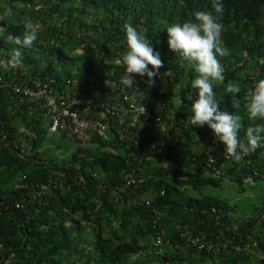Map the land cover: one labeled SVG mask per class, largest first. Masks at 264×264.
Listing matches in <instances>:
<instances>
[{
    "label": "trees",
    "instance_id": "obj_1",
    "mask_svg": "<svg viewBox=\"0 0 264 264\" xmlns=\"http://www.w3.org/2000/svg\"><path fill=\"white\" fill-rule=\"evenodd\" d=\"M223 6L228 55L217 57L225 78L214 92L221 110L241 117L245 139L248 126L264 123L249 120L245 109L264 78V0ZM197 11H212L211 0H0V63L14 48L24 56L15 69L0 68V264H264V147L236 160L207 125L191 128L196 73L167 48L166 28ZM25 22L38 26L30 48L14 43ZM125 25L162 61L153 86L140 77L138 89L129 90L148 108L135 126L129 113L106 111L123 102L120 89L91 83H119L125 74L117 63ZM35 82L81 99V110L90 108L107 137L83 144L66 132L50 134L39 104L10 87ZM230 83L241 89L239 108L226 91ZM70 140L73 152L59 144ZM62 146L66 157L59 159ZM225 180L237 197L263 185L249 197L254 214L238 217V203L214 192Z\"/></svg>",
    "mask_w": 264,
    "mask_h": 264
},
{
    "label": "clouds",
    "instance_id": "obj_2",
    "mask_svg": "<svg viewBox=\"0 0 264 264\" xmlns=\"http://www.w3.org/2000/svg\"><path fill=\"white\" fill-rule=\"evenodd\" d=\"M212 11H197L193 20L183 23H173L166 28L167 48L187 61L194 68L195 77L191 80V88L196 91V98L191 104V128L207 125L212 131L215 141L222 142L224 152L239 160L241 154L247 155L257 148L264 147V123L248 126L244 130L245 139H241V117L234 112L221 110L214 92V84L224 81V70L217 59L218 56L228 55L223 47L221 33L223 25L219 22L223 15V0H211ZM4 14L10 15L11 10ZM126 50L117 63L125 66V74L119 83L125 88H136L133 74L141 78L148 87L155 84L160 76L162 66L160 53L154 51L152 44L141 35L132 25H125ZM38 26L25 22L22 35L14 39L16 45L30 48L37 40ZM24 60L17 48L0 68L7 71L15 69ZM151 66V68H149ZM226 91L230 94L233 108L240 107L238 85L228 84ZM245 109L248 119L264 122V78L258 79L250 93L246 96Z\"/></svg>",
    "mask_w": 264,
    "mask_h": 264
},
{
    "label": "built area",
    "instance_id": "obj_3",
    "mask_svg": "<svg viewBox=\"0 0 264 264\" xmlns=\"http://www.w3.org/2000/svg\"><path fill=\"white\" fill-rule=\"evenodd\" d=\"M134 78L136 88H125L120 83L107 80H91V83L96 84V87L102 90L120 89L121 93L124 94L123 102L115 103L111 109L107 108L106 111L108 113L112 111L129 113L132 126H135L141 117H148V108L138 103L129 92L131 89H138L140 77L134 76ZM10 87L16 94L39 104L40 109L46 113L50 134H55L58 131L66 132L73 140L83 144L90 143L95 136L107 137L106 125L92 119L90 108L81 110V99L58 97L52 92L50 84L39 82H35L33 88L28 86L19 87L14 84H11ZM212 162L211 159L210 164ZM129 182L134 183L132 179H129ZM245 182H251V179H246ZM198 242L199 240L193 241V244ZM160 243L161 241L158 240L157 245Z\"/></svg>",
    "mask_w": 264,
    "mask_h": 264
},
{
    "label": "rangeland",
    "instance_id": "obj_4",
    "mask_svg": "<svg viewBox=\"0 0 264 264\" xmlns=\"http://www.w3.org/2000/svg\"><path fill=\"white\" fill-rule=\"evenodd\" d=\"M166 90V86H165V79L163 80V84H162V91L164 92ZM60 145H65V144H69V146L72 148L70 152H73L77 143H75V141H69V142H64L61 141L59 143ZM58 148V150H56L55 152V156L58 157L59 159H63L66 157V155H62L63 151H64V147ZM219 175V173H217ZM214 188L211 187L210 190H213ZM253 189H259L258 193H260L261 191H263V185H253L252 187H250L249 191L242 197H237V195H239L233 188H232V184L230 181L225 180L222 185H221V191H218L217 189H215L214 192H216L219 196H221L223 199H225L229 204H234V203H238L237 208H236V214L238 217L241 218H245L248 216H251L252 214H254V209H255V205H254V201L256 200L255 198H253V200H250L249 197L251 196H256L257 193H254Z\"/></svg>",
    "mask_w": 264,
    "mask_h": 264
}]
</instances>
